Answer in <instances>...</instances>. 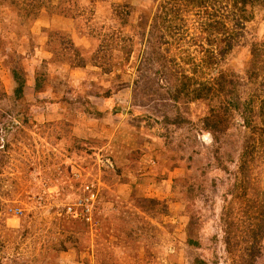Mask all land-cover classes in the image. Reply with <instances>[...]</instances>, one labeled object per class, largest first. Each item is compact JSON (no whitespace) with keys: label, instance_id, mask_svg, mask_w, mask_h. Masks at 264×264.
<instances>
[{"label":"rangeland","instance_id":"374dc122","mask_svg":"<svg viewBox=\"0 0 264 264\" xmlns=\"http://www.w3.org/2000/svg\"><path fill=\"white\" fill-rule=\"evenodd\" d=\"M0 264H264V0H0Z\"/></svg>","mask_w":264,"mask_h":264}]
</instances>
